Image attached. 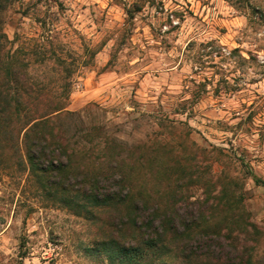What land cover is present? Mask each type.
<instances>
[{
    "label": "rangeland",
    "instance_id": "rangeland-1",
    "mask_svg": "<svg viewBox=\"0 0 264 264\" xmlns=\"http://www.w3.org/2000/svg\"><path fill=\"white\" fill-rule=\"evenodd\" d=\"M3 31L7 49L28 50L31 76L46 85L42 92H60L58 78L68 75L54 59L70 64L67 111L90 105L122 120L136 111L161 115L192 127L198 145L223 148L235 160L226 170L243 183L260 254L264 0H17L5 12ZM203 165L189 172L203 175ZM25 167L7 146L0 162V264H107L94 251L108 231L98 216L57 202ZM228 188L239 190L236 182ZM202 189L184 190L193 201L203 198Z\"/></svg>",
    "mask_w": 264,
    "mask_h": 264
},
{
    "label": "trees",
    "instance_id": "trees-1",
    "mask_svg": "<svg viewBox=\"0 0 264 264\" xmlns=\"http://www.w3.org/2000/svg\"><path fill=\"white\" fill-rule=\"evenodd\" d=\"M16 1L0 0V162L10 146L57 202L98 216L108 231L94 251L107 264H264L243 183L226 170L234 158L198 145L192 127L165 116L136 111L122 120L90 105L67 111L70 64L54 59L68 75L58 78L60 92H42L46 85L31 76L28 50L6 47L5 12ZM200 164L205 173L192 175ZM231 182L238 192L229 190ZM187 183L203 188V198L189 200Z\"/></svg>",
    "mask_w": 264,
    "mask_h": 264
}]
</instances>
